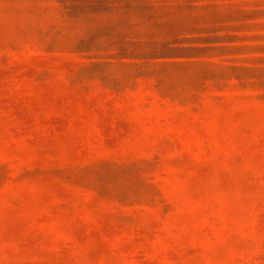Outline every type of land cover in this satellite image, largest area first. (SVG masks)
Masks as SVG:
<instances>
[{
    "label": "rangeland",
    "instance_id": "obj_1",
    "mask_svg": "<svg viewBox=\"0 0 264 264\" xmlns=\"http://www.w3.org/2000/svg\"><path fill=\"white\" fill-rule=\"evenodd\" d=\"M0 264H264V0H0Z\"/></svg>",
    "mask_w": 264,
    "mask_h": 264
}]
</instances>
